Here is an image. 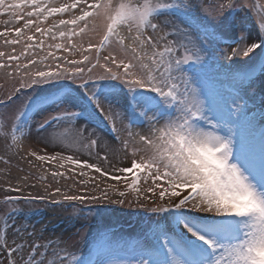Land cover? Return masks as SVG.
Wrapping results in <instances>:
<instances>
[{"label": "snow or ice", "instance_id": "6c2138e0", "mask_svg": "<svg viewBox=\"0 0 264 264\" xmlns=\"http://www.w3.org/2000/svg\"><path fill=\"white\" fill-rule=\"evenodd\" d=\"M244 8V0L211 4L209 0H72L62 4L55 0H0V15L7 17L2 21L5 28L0 38L12 50L9 54L0 52V60L7 55V63H0V68L11 67L15 61L17 72L25 70L14 89L17 93L38 85L51 86L17 110L12 146L20 147L26 129L32 135L35 128L39 137L53 126L80 125L75 139L88 142L84 146L89 147L93 162L60 153L38 154L28 148L21 149V158L33 167L37 166L33 160L54 168L58 163L72 176L86 177V170H90L123 183L121 190L93 182L88 196L62 192L59 181L54 191L52 185L46 186L44 193L51 202L65 211L70 208V218L75 216L80 223L72 234L79 240L72 236L68 240L46 239L35 229L29 232L23 225L14 228L8 223L12 213L18 212L13 208L0 229V249L7 252L0 264H264V17L254 38L241 15ZM65 13L72 18L65 19ZM49 18L50 25L41 27ZM20 21L21 26L8 27ZM124 24L129 32L135 27L137 34L131 39L143 53L131 49L132 61L137 63L99 54L95 63L88 55L69 60L52 51L37 58V50H43V38L56 40L58 32L60 38L69 36L71 43V36L85 34L90 25L92 31H102L101 48L115 41L126 49L125 37L118 31ZM65 26H70V34L63 30ZM28 31L33 34L26 35ZM35 34L42 38L39 42H34ZM17 45H22L19 54H15ZM49 47L64 52L78 50L76 45L70 50L60 43ZM49 58L52 63L44 65ZM22 59L27 63L21 65ZM101 59L116 70L101 64ZM241 63L247 70L233 71V65ZM137 64L139 71H133ZM97 66L103 72L94 76ZM102 88L108 95L118 89V102L102 95ZM12 102L9 95L0 100V107ZM45 111L47 115L33 124V113ZM99 117L114 134L112 142L122 146L110 148L113 159H119L122 150L128 166L118 167L107 155L91 150L98 143L109 147L95 123ZM134 126H146L148 132H134ZM122 129L127 138H121ZM51 138L62 139L55 132ZM2 163L7 165L9 160ZM104 165L115 171L109 173ZM50 174L53 179H69L62 171ZM19 179L21 186L9 191H23L30 176ZM91 181L93 177L78 183ZM132 194L135 199H128ZM20 199L8 196L6 202ZM23 199L43 201L45 195L30 194ZM85 200L127 205L145 213V230L135 247L115 243L80 249L88 240L89 223L77 202ZM14 254L20 255L19 261Z\"/></svg>", "mask_w": 264, "mask_h": 264}, {"label": "rangeland", "instance_id": "374dc122", "mask_svg": "<svg viewBox=\"0 0 264 264\" xmlns=\"http://www.w3.org/2000/svg\"><path fill=\"white\" fill-rule=\"evenodd\" d=\"M260 1L264 2V0H260ZM55 2L60 3V4L65 3V2L71 3L72 0H55ZM114 2H118V0H114ZM132 2L136 3L137 0H132ZM139 2L142 3L143 0H139ZM209 3L210 4L219 3V0H209ZM244 3H245V8L241 11V15L246 21L248 31L255 38V36L258 34V31H259L258 24L262 16H261L259 9L255 10V7L253 3L251 2V0H244ZM249 5H250V8L248 7ZM64 18L71 19L72 17L70 13H65ZM5 19H7L6 16L0 15V31H3L5 28V25L2 22ZM51 21H52V18H49V21L42 23L41 27H48ZM22 23L23 21H20L19 23L9 25L8 27H19L22 25ZM97 23H101V22L97 21ZM63 30L66 33L70 34V26H65ZM118 31L120 32L121 36L125 37V45L128 47L126 49H122L120 45L116 44L115 41H112L109 45H106V47L100 51L99 55L101 57H103L104 55H112L117 58V61L124 60L127 63L129 61H132V57L134 55V53L131 51L132 48H137V53L143 54L140 52L138 46L135 43H133L131 39L132 36H135L137 34L135 31V27H133V30L131 32H129L128 25L124 24V25L119 26ZM30 34H33V33L31 31L26 32V35H30ZM35 35H36V40L34 42H39V40L42 38L39 37V34H35ZM101 35H102L101 30L92 31L91 25H90L89 30L86 31L85 34L83 35L78 34L75 36H71V43H69V36L66 35L64 38H60L57 32L56 40H52L51 37L43 38L44 39L43 50L42 51L37 50L36 55L38 58V57L45 56L49 51H52L57 56L67 57L69 60L71 59L82 60L83 55H88L90 58V61L93 63L92 61L93 48L95 44L97 43V41L100 39ZM56 43L63 44L65 47L70 48V50H71V45H76V49L78 50H71L70 52H64L63 49L57 51L54 48L49 47V45H54ZM89 45H92V47L90 48ZM21 50H22V45H17L15 54H19ZM147 51L150 55L151 50L149 49ZM0 52H5L6 54H9L12 52L11 48L3 45V38H0ZM241 59L243 60L246 58H241ZM132 62L137 63L136 61H132ZM0 63H7V55L2 60H0ZM24 63H27V61L22 59L20 61V64L23 65ZM49 63H52L51 58L45 61L44 65L49 64ZM100 63L105 64V61L101 59ZM225 63L227 62L225 61ZM84 64L91 66L90 64H88V62H84ZM44 65H40V67H44ZM63 66L70 67V68L72 67L69 64H63ZM81 66H84V65H81ZM105 66L106 67L110 66L113 68L114 71L116 70L114 65L105 64ZM30 69L32 71L35 70V68H32L31 66H30ZM120 70L123 71L122 68ZM236 70L246 71L247 67L243 65L242 63L233 65V71H236ZM24 71L25 70L21 68L19 72H17L15 61L12 62L11 67L0 68V99H5L8 95H11L14 92L15 88L19 87L18 80L21 76L24 75ZM133 71H139L138 64H137V67L133 69ZM102 72H103V69L100 68L99 66L93 69L94 76ZM9 73H11V75H9ZM85 77L87 78V73L85 74ZM261 79H264V77H261ZM225 82L228 83L227 81ZM259 86H260V80L258 79L256 83L257 89L259 88ZM43 94L44 93H42L41 95ZM105 95H107V98L111 100L113 103L118 102V93H114L112 95H108V94H105ZM259 95L260 94L258 92L256 96V101H255L257 106L259 105ZM25 103H26V98L22 96V98H18L17 100L13 101L9 106L1 107L2 109L0 110V163H2L3 159L9 160V163L7 165L3 164V167H4L3 172L8 177V180L10 179L11 181H13L12 184L0 182V220H1L2 213L4 211V207H7V206L17 205V206H21L23 209L27 208L26 206H39L43 208L50 206L49 200H51V198L48 197L44 193V188L48 185H52L51 191H54L55 187L57 186V181H59V186L61 187L63 192H65L66 189H69L71 190L72 194H79L82 196H88L91 194L93 182L100 184L101 187H107L108 184H112L114 186L119 187L121 190H123L122 181L118 182L116 180L110 179L109 177H102L100 174L95 173L90 170H86L88 171V176L80 177L78 175L72 176L70 173L67 172V168H59L58 163L55 168L50 164H47V163L41 164L40 162H36L35 160H33V164L37 165L35 167L26 163V161L21 158V154H19L21 152V149L23 148V145L20 144V147L12 146V140H9L8 136H6V133L9 134L13 130V128L10 127L9 123L14 119L15 115L17 114V110ZM249 103L251 105L252 101H250ZM78 127H81V126L80 125L74 126L72 124H62L58 127L53 126V128L49 129L47 133H41V136L39 137L36 136L38 138V141L40 142L39 148L41 152H39V154L54 155L56 153H60L61 155H64V156L71 155L74 158H79L81 160L88 159L89 162H93L89 158V150H90L89 147L84 146L88 142L87 141L80 142L75 139L76 128ZM118 127H120L119 124H118ZM99 129L101 130L100 135L108 137L104 129L100 125H99ZM132 131L141 132L142 134H144L148 132V129L145 126L144 128L132 129ZM53 132H55L58 136L62 137V139H52L51 137H52ZM120 135L122 139L127 138L126 130L122 129L120 132ZM42 137H48L49 139L45 141L44 139H42ZM113 144L115 145L116 149H122V146L118 142L113 143ZM45 148L49 152L45 153L44 152ZM91 150L94 152H99L101 155H107L109 159L113 160V162L118 167L128 166L127 160H123L122 150L120 152V158L115 159V160L113 159V156H111L109 152L105 150V146L103 143H98ZM130 150L131 148H129V151ZM121 160H123V162H121ZM104 168L109 173H113L115 171V169H113L109 165H104ZM21 169H23V171H21ZM52 171L65 172L67 175H69V179L65 180L59 177L56 179H53L50 174ZM76 172H79V169H76ZM24 175L30 176L31 181L28 183V185L23 186V191H19V192L9 191L8 189L10 187L18 186L15 184L14 179L22 177ZM117 175L119 174L117 173ZM90 177H93L94 181H91L87 184L78 183L79 180L81 179L89 180ZM70 183H72L73 186H71ZM140 183L141 185H143L142 180ZM31 185H35V187ZM40 185H43V187H40ZM30 194L33 196L37 194L45 195V199L43 201L33 200L31 202H27L25 199H23L24 197H28ZM8 196H19L21 197V199L15 203L6 202V197ZM58 198L60 199L59 196H57V199ZM128 199L134 200L135 199L134 194L129 196ZM84 202H90V201L85 200ZM79 204L80 203L77 202V205ZM94 204L98 206H95L96 208L93 211L86 214L88 216V223H89L88 240L85 243H82L79 245L80 249L86 251L87 247H89L88 244L93 239L97 241L100 238V234L97 233L96 230L101 227H109V225L113 224V226L111 227V230L109 231V234L119 240H124L130 237H133L134 233L136 234L140 232V229H138L137 227L138 225L137 219H133L125 215H121V212H123L125 209H128L127 205H116V204L108 205L107 202H104L102 204H96V203ZM47 208L50 213L49 214L50 216H54L58 220L65 221L64 224L71 223L72 225H74V231L76 230L75 228H77V226L80 225V223H78L75 216L70 218V216H72L71 209H68L67 211H65L58 205L55 207H51V208L47 207ZM19 220H22V219L19 218L18 220L11 222V225L14 228H18L21 225H23L27 227V230L30 229L28 228V226L30 225L29 223L21 224V223H18L20 222ZM132 223H135V225ZM12 230L13 229H9L10 232ZM36 232H37V235L41 234V232L39 231H36ZM49 232L50 231L48 229H45L46 235L44 237L46 239H53L52 235L49 234ZM72 234L73 232L71 231L70 234L66 235L64 240H68V238L72 236ZM72 238L74 240H79V236H72ZM41 242L43 243L45 242V240H41ZM70 251H74V250L70 249ZM6 256H7V252L4 250H0V262H4ZM13 258L19 261L20 255L14 254Z\"/></svg>", "mask_w": 264, "mask_h": 264}, {"label": "bare ground", "instance_id": "6f19581e", "mask_svg": "<svg viewBox=\"0 0 264 264\" xmlns=\"http://www.w3.org/2000/svg\"><path fill=\"white\" fill-rule=\"evenodd\" d=\"M35 131L33 130V134L29 135L27 134L26 136H24L23 140L20 142L21 145H23V148H28L29 150H36L39 154V152H41L39 146H40V142L38 141V138L36 137V135L34 134ZM105 137V136H104ZM105 140L107 142V144L109 145V147H105V150L107 152H109V154L111 156H113V152L110 150V148L112 149H116L115 145L113 144L112 140L109 137H105ZM44 152L47 153L49 152L46 148L44 149ZM3 163H0V182H5V183H10L12 184L13 181H11L10 179L8 180V177L4 174L3 172ZM15 184L18 186H21V181L19 178L14 179ZM31 181V178L29 180V182ZM71 186H73L72 183H70ZM23 187V186H22ZM40 187H43V185H40ZM61 191L63 192V190L61 189ZM65 192H68L69 194L71 193V190L66 189ZM37 220L39 222H37L35 220L34 222V226H33V230L35 229L37 231L38 227H40L42 224H53L56 222V220L53 221V216L49 217L48 214H46L43 219L41 217H37ZM49 220H51L49 222ZM47 222V223H46ZM31 229H28V231H33ZM73 230V226L69 225L68 228L64 229L63 227L59 226L56 230H54L52 233H50L53 237V240L61 238L64 240L65 236L67 234H69L71 231ZM42 235L45 236V232L44 230L41 231ZM9 244H11V240H9ZM27 255V249L25 250V254H24V259H26Z\"/></svg>", "mask_w": 264, "mask_h": 264}]
</instances>
